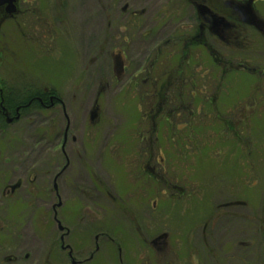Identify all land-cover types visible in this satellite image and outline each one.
<instances>
[{"label":"rangeland","instance_id":"1","mask_svg":"<svg viewBox=\"0 0 264 264\" xmlns=\"http://www.w3.org/2000/svg\"><path fill=\"white\" fill-rule=\"evenodd\" d=\"M37 1L35 14L23 17L27 27L20 28L18 18L0 33V87L22 95L48 90L63 107L39 111L0 135V169L5 159L12 162L6 177L0 172V205L5 187L17 181L23 184L19 199L38 182L47 189L50 173L64 165L69 122V141L79 140L70 153L80 147L83 155L96 154L101 147L108 165L111 156L131 157L134 139L141 142L133 166L150 154L151 209L144 214L136 206L130 218L151 221L152 243L167 234L151 251L125 241V255L104 251L92 264H264V35L242 26L229 44L206 35L205 47L193 28V5L181 0ZM258 10L264 20V2ZM117 55L126 68L120 73ZM180 64L184 72L177 75ZM144 138L150 141L146 152ZM112 143L122 148L111 152ZM15 163L19 172H13ZM127 170L115 167L120 190ZM58 184L62 194L63 178ZM5 212L0 245L11 244L5 232L28 223L18 264H46L45 248L32 235V227L47 233L44 218L31 202L13 197ZM58 212L63 220L65 211ZM53 232L59 235L57 224ZM74 243L83 260L79 235Z\"/></svg>","mask_w":264,"mask_h":264},{"label":"flooded vegetation","instance_id":"2","mask_svg":"<svg viewBox=\"0 0 264 264\" xmlns=\"http://www.w3.org/2000/svg\"><path fill=\"white\" fill-rule=\"evenodd\" d=\"M181 1L183 4L184 2H191L193 5L192 11L195 13L194 23L196 25L193 28L197 29L196 31L198 32L197 41L199 42V36H201L202 40L199 43L205 47L210 45L207 38H205L206 35H214L212 38L214 41L220 37V40L218 39V43L220 44H229L228 40H231L232 34H239L242 26L257 30L264 35V20L258 10V5L263 3L264 0ZM37 4V0H16L12 4L14 7V11H12L9 0H0V33H3L8 22L17 20L18 18H22V21L25 23L23 24L22 21L17 20L20 28L24 29V27H27L28 22L26 19L23 20V17L27 18L28 15L35 14ZM235 15L236 18H234ZM225 33L230 35V37L227 39L223 37L222 34ZM216 35H218L217 38ZM234 38L236 40L239 39V41L241 40L239 36H235ZM121 59V55H117L114 58V67L118 73L126 69ZM11 93L12 91L8 93L4 88L0 87V119L7 126L17 124L23 118L24 108H27L25 106H19L13 110L11 104H8V95ZM39 93H33L31 96L40 100L39 96H37ZM15 94L17 97L23 96L18 90ZM43 94L48 98V101L44 102L43 100V105L47 109H54L60 105L63 107V102L53 95L51 91L44 90ZM52 98H54V105L51 103ZM31 105L32 102L28 106ZM144 118L148 126V132L151 135V131L149 130L150 117L145 115ZM67 119L69 120V118ZM2 133L4 132L0 129V135ZM144 140V147L146 146L144 150L146 152V150L149 151L147 147H149L150 141L146 138ZM76 141L79 142L75 138L69 141L68 122V128L62 139L61 147L63 159L60 161H63L64 165L61 167V163H58L57 167L60 170H53L50 173L48 177L52 180L47 189H44L45 187H42L40 182H38L37 185L33 186V191L24 197L25 199H19L16 192L23 188L21 181L5 187L2 195V200L4 199L5 202H2L0 205V223L8 224L5 207L12 197L15 201L31 202L36 216H42L45 225L47 224L48 227L47 233L41 235L35 234V229L32 227V235H35L37 241L41 242L37 244L38 247L43 245L45 248L47 259L44 262L46 264H92L97 261L98 257L104 251L106 253L110 251L112 255L115 256L117 254L119 257L125 255V241H129L130 243L131 241H137L139 242V248L142 247L143 249L146 248L151 251L152 245L157 247L160 241L167 240V234H160L155 237L152 243L151 221L145 217L142 220L136 219L135 217V219L130 218V210L136 206L144 210V214H148L151 209V174L154 171L151 169L150 154H147V160L144 157L142 165L139 163L133 166L137 158L136 152L140 150L137 151V147L141 145V142L138 141L136 143L134 139L132 146L134 152L131 154V157L129 155L126 157L122 156L116 160L114 159L115 156H111L113 160L108 165L101 147L98 148V153L96 154L83 155L80 147L78 150L75 148L73 153H70L69 149L75 146ZM110 145L112 146L111 152L122 148L115 143ZM2 162L5 168L0 169V172H4L6 177L8 173L7 166L12 164V162L9 163L10 161L8 159ZM114 162H116V166L113 164ZM13 165V167L11 166L15 170L13 172H19L17 170L19 167L16 169L18 165L16 163ZM119 165L128 167V170L125 171V175L122 178V184H124L122 190H120L113 178L115 167H119ZM85 170L87 171L86 177L83 179L81 177ZM60 178H63L64 181L62 194L58 184ZM87 183L88 185H86ZM133 199L136 200L134 201ZM78 208L81 212L88 210L89 213H85L84 211L79 216L75 212ZM61 209L65 211V218L63 220L60 219L58 214V211ZM28 222L32 225L30 220ZM26 224L28 223L23 222L21 226L16 227L14 234L12 230L4 233V238L8 239L11 244L8 245L3 242L0 245V264H18L21 261L17 248L19 242L26 235L24 233ZM55 224H57L59 231V235L57 236L54 232L48 233L50 228L55 229ZM77 235H79L80 247H82L83 254L87 256L83 260H79L80 258L75 253L74 239ZM44 236L45 240L43 239ZM56 237L58 238V247L60 248V256H58L57 261H55L54 255L56 250ZM148 238L150 240L146 243ZM130 250L133 251L132 249ZM27 258L31 259L30 255ZM144 261L143 264H150V259Z\"/></svg>","mask_w":264,"mask_h":264},{"label":"trees","instance_id":"3","mask_svg":"<svg viewBox=\"0 0 264 264\" xmlns=\"http://www.w3.org/2000/svg\"><path fill=\"white\" fill-rule=\"evenodd\" d=\"M175 41H176V44H178V43L180 44L179 37ZM182 49H184V48H182ZM184 52H186V51L184 50ZM214 60H216V64L219 61L217 57H215ZM220 61H221V59H220ZM196 62H197V59H196ZM153 64H155V63H152V65ZM172 65H174V64H171L170 66H172ZM177 69H178V71H176V72L174 71L175 74H177V73L181 74V70L183 71V65L182 64H180V66L178 65ZM168 70L171 71L170 68H168L166 71H168ZM229 71H230V69H229ZM168 77H170V76L168 75ZM170 81H171V79L167 80L166 82H163L164 84H162V90L165 89V85H166V88H167V84L166 83L170 82ZM15 93H16V91H12V93L8 95V104H11L13 110L16 109L19 106L27 107V108H24L23 118L22 119L32 117V116H34L35 113H38L39 111H43V110L47 109L43 104H44L45 101H48V98H47V96H45L43 94V92H40L37 95V96H39L40 100L35 99L33 96H31V94H24L22 97H17ZM52 94L54 95L55 93L52 92ZM43 100H44V102H43ZM31 102H32V105L28 106ZM8 127L9 126L4 124V122H2V119H0V129L3 130L4 133L7 131ZM4 133H2V134H4Z\"/></svg>","mask_w":264,"mask_h":264},{"label":"water","instance_id":"4","mask_svg":"<svg viewBox=\"0 0 264 264\" xmlns=\"http://www.w3.org/2000/svg\"><path fill=\"white\" fill-rule=\"evenodd\" d=\"M16 0H9V3L11 4V9H12V11H14V7H13V2H15ZM51 103H52V105H54V98H52L51 99Z\"/></svg>","mask_w":264,"mask_h":264}]
</instances>
